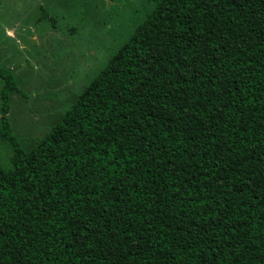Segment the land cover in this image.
<instances>
[{"label": "trees", "instance_id": "16d2710c", "mask_svg": "<svg viewBox=\"0 0 264 264\" xmlns=\"http://www.w3.org/2000/svg\"><path fill=\"white\" fill-rule=\"evenodd\" d=\"M150 1L29 151L0 67V264H264V0Z\"/></svg>", "mask_w": 264, "mask_h": 264}, {"label": "rangeland", "instance_id": "374dc122", "mask_svg": "<svg viewBox=\"0 0 264 264\" xmlns=\"http://www.w3.org/2000/svg\"><path fill=\"white\" fill-rule=\"evenodd\" d=\"M152 7L150 0H0V67L16 83L7 119L21 149L51 131ZM1 106L0 99V117ZM12 156L0 143L2 168L12 167Z\"/></svg>", "mask_w": 264, "mask_h": 264}, {"label": "crops", "instance_id": "0c3cea01", "mask_svg": "<svg viewBox=\"0 0 264 264\" xmlns=\"http://www.w3.org/2000/svg\"><path fill=\"white\" fill-rule=\"evenodd\" d=\"M6 29V28H5ZM7 32V30H5ZM6 35V34H5ZM6 37L8 38L9 36L6 35ZM13 37V36H12ZM8 39H12V38H8Z\"/></svg>", "mask_w": 264, "mask_h": 264}]
</instances>
